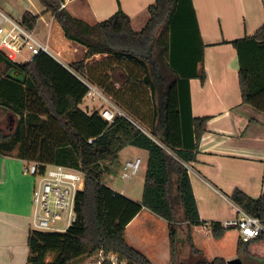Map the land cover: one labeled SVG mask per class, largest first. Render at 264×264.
Listing matches in <instances>:
<instances>
[{
  "label": "trees",
  "instance_id": "trees-1",
  "mask_svg": "<svg viewBox=\"0 0 264 264\" xmlns=\"http://www.w3.org/2000/svg\"><path fill=\"white\" fill-rule=\"evenodd\" d=\"M39 1L54 16L48 45L66 65L44 52L26 64H13L0 53V120L7 123L6 132L0 129V156L76 168L86 183L78 196V221L67 232L30 230L27 264H72L101 252L127 264H152L125 239L127 226L144 208L168 223L171 264L182 259L181 241L195 259L191 264H227L221 257L205 258L191 234L193 226L207 222L200 218L185 164L196 160L209 121L191 114L190 80L204 84L207 78L192 0H156L141 32L122 10L92 26L61 8L64 0ZM36 22L24 13L25 26L34 29ZM223 43L239 56L242 103L264 113V25L252 36ZM74 44L87 50L83 59L76 60ZM101 54L107 57L93 60ZM12 68L26 75L24 85L7 78ZM87 83L149 132L125 117L109 125L98 112L86 114L79 105ZM127 147L149 155L140 202L103 183ZM230 199L264 220V195L252 199L236 189ZM180 223L186 224L185 235ZM208 225L217 240L228 231L218 221ZM237 251L244 264H264V236L239 240ZM48 254H56L53 262H46Z\"/></svg>",
  "mask_w": 264,
  "mask_h": 264
},
{
  "label": "crops",
  "instance_id": "crops-1",
  "mask_svg": "<svg viewBox=\"0 0 264 264\" xmlns=\"http://www.w3.org/2000/svg\"><path fill=\"white\" fill-rule=\"evenodd\" d=\"M31 1L34 9H23L18 13L20 20L25 12L36 16L37 22L32 30L35 33L39 24L44 23L48 29L45 36L48 43L54 16L46 12L40 1L34 0L37 6ZM155 1L64 0V9L92 26L122 10L130 17L133 30L141 32L150 20L148 8ZM192 4L199 37L205 45L203 65L207 78L204 84L197 78L190 80L191 114L193 118H209L196 160L187 164L200 218L207 222L204 226H193L191 229L194 245L197 246L204 230L211 231L208 223L235 217L236 206L230 196L236 189L252 199L264 195V113L242 103L239 56L231 44L223 43L252 36L264 25V0H192ZM0 6L12 10L5 0H0ZM73 47L76 60L83 59H77V53L81 48L85 53L87 50L78 44ZM52 56L56 60L59 58ZM106 57L101 54L93 60ZM90 85L101 91L97 86ZM101 93L102 101L93 102L94 97L93 103L86 105L87 94L79 107L88 115L95 110L107 109L108 98ZM2 112L4 110L0 115ZM123 154L128 156L126 161L141 158L137 177L145 178L148 152L127 147L120 152L119 159ZM33 183L32 177L24 173V161L0 156V264L28 263ZM115 191L136 202L142 199L130 196L132 191L128 186ZM155 217L159 216L144 208L127 226L125 239L130 246L144 253L152 264H171L169 231L167 229L163 237H156ZM199 250L207 258L205 251Z\"/></svg>",
  "mask_w": 264,
  "mask_h": 264
},
{
  "label": "built area",
  "instance_id": "built-area-1",
  "mask_svg": "<svg viewBox=\"0 0 264 264\" xmlns=\"http://www.w3.org/2000/svg\"><path fill=\"white\" fill-rule=\"evenodd\" d=\"M64 7L65 4L62 3L61 8ZM42 52L51 56L53 53L48 43H42L32 29L25 26L21 20H14L0 8V53L13 64H26L33 62ZM87 85L89 96L98 93L89 83ZM100 116L109 125L118 117L129 119L118 106L111 102L107 109L100 112ZM129 120L136 124L133 120ZM141 165V158L126 162L123 166L122 179H129L136 175ZM185 165L188 167L187 164ZM24 173L31 176L34 182L32 229L57 233L67 232L78 221V196L85 189L86 175L79 169L64 165L29 161H24ZM236 212L235 217L221 222L224 229L235 230L239 233V240L244 242L264 236V220L247 213L238 206H236ZM98 264L127 263L120 261L116 254L101 252L98 255Z\"/></svg>",
  "mask_w": 264,
  "mask_h": 264
},
{
  "label": "rangeland",
  "instance_id": "rangeland-1",
  "mask_svg": "<svg viewBox=\"0 0 264 264\" xmlns=\"http://www.w3.org/2000/svg\"><path fill=\"white\" fill-rule=\"evenodd\" d=\"M5 1L8 2V5L11 7L12 10L8 11L3 6H0V8L7 15H9L11 18H13L16 21H20L19 14L21 13V11L23 9H29V7H31L30 9H32V10L34 9L31 6V2H32L31 0H5ZM38 2H39V0H38ZM34 3L37 6V2L34 1ZM40 5H41V3H40ZM35 9H38V8H35ZM35 33L34 34L39 37V39L41 40L42 43H47L45 36L48 35V29L46 28L44 23L39 24L38 29ZM84 54H85V51H83L81 48L79 50V53H77V59L83 58ZM52 55L57 57V55L55 53H52ZM20 59H22V58H20ZM58 60H61V59L58 58ZM61 61H63V60H61ZM1 73H4V67L2 65H0V74ZM97 92L98 93L92 94L89 96V98L86 99V102H85L86 105L88 103L91 104L95 101H97V102L102 101L100 96H98L99 94L100 95L102 94L101 91L98 90ZM93 95H95V96H93ZM92 99H93V102H92ZM107 100H108V102H106L107 105L109 104V102L112 103L110 98H108ZM1 111L2 110L0 109V112ZM101 111L102 110H99V111L95 110V111H93V113L98 112L100 114ZM127 116L129 117V119L133 120L136 123V125H138L142 129H144L145 131L149 132L148 128H146L143 124H141L136 118H132L129 115H127ZM0 122H1L0 123V125H1L0 129H2L4 132V130L7 128V123H6L5 118L3 116H1ZM5 132H6V130H5ZM127 157L128 156H126V154L122 155V159H119L118 162L113 166L111 173L104 176L103 183L106 186H108L109 188H111L113 190H119V191L122 190L123 187L128 186V188L132 191V192H129L130 196H132L136 199H141L142 194H143V189H144L145 178L139 179V177H137L138 173L136 175L130 177L129 179H125V180H123L121 177V175L123 173V166L126 162H128V161H126ZM132 158H133V156H132ZM134 160H136V159H134ZM134 160H129V161H134ZM138 193L140 196H138ZM166 222L167 221L162 219V218L160 219L159 217H155L154 225H155V228H157L156 234H155L156 237H158V238H159V236L163 237L167 234L168 225ZM180 225L183 228L182 231H183V234L185 235L184 232L187 229L186 224L180 223ZM168 231H169V229H168ZM182 238H184V237H182ZM238 241H239V233L236 232L235 230L226 231L224 237L220 240L215 239L213 237L211 231L204 230V233L199 238V242H197L196 248L204 250L206 257L209 260H212L215 257H221V258L226 259V261H229V260H233V259L240 257V254L237 251ZM185 246L186 245L184 244V242L181 241L179 246H178V252H179L182 259L177 264H191L195 261V259L189 253V249L186 248ZM55 257H56V254H48L46 256V262H48V263L53 262ZM72 264H98V255L93 257L92 259L89 257H81L80 259L75 260Z\"/></svg>",
  "mask_w": 264,
  "mask_h": 264
},
{
  "label": "water",
  "instance_id": "water-1",
  "mask_svg": "<svg viewBox=\"0 0 264 264\" xmlns=\"http://www.w3.org/2000/svg\"><path fill=\"white\" fill-rule=\"evenodd\" d=\"M7 78L13 80L19 84L24 85L26 83L27 77L25 74L18 72L17 69L12 68L7 74ZM227 264H244L241 258H236L233 260L227 261Z\"/></svg>",
  "mask_w": 264,
  "mask_h": 264
},
{
  "label": "clouds",
  "instance_id": "clouds-1",
  "mask_svg": "<svg viewBox=\"0 0 264 264\" xmlns=\"http://www.w3.org/2000/svg\"><path fill=\"white\" fill-rule=\"evenodd\" d=\"M64 9V8H63ZM53 57V56H52Z\"/></svg>",
  "mask_w": 264,
  "mask_h": 264
}]
</instances>
